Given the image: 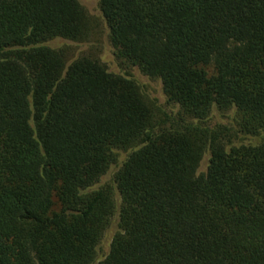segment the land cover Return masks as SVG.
<instances>
[{
    "label": "trees",
    "instance_id": "1",
    "mask_svg": "<svg viewBox=\"0 0 264 264\" xmlns=\"http://www.w3.org/2000/svg\"><path fill=\"white\" fill-rule=\"evenodd\" d=\"M97 8L116 72L55 46L81 0H0V264H264V0Z\"/></svg>",
    "mask_w": 264,
    "mask_h": 264
},
{
    "label": "rangeland",
    "instance_id": "2",
    "mask_svg": "<svg viewBox=\"0 0 264 264\" xmlns=\"http://www.w3.org/2000/svg\"><path fill=\"white\" fill-rule=\"evenodd\" d=\"M82 5L85 7L86 11L92 22V33L88 41L86 42H68V41H58L55 43V46H62L63 44H67L70 47V55H79L80 53H84L85 55L98 59L100 62L105 64L110 71H118L117 65L112 55V49L107 42L106 28L103 20L100 17V13L97 8V0H81ZM134 74V72H133ZM137 80L144 86L145 92L151 97L157 99L160 103L164 102V96L161 92L160 84L157 81L149 80L142 75L135 73ZM219 121H223L219 116H214L211 119V123H217ZM206 158V157H205ZM205 168V163L201 164L200 170ZM113 173V169H111L101 180L100 183L108 182ZM116 229V218L111 221L110 226L106 230L104 237L99 245V258H103V256L108 252L109 243L111 241L112 235Z\"/></svg>",
    "mask_w": 264,
    "mask_h": 264
}]
</instances>
